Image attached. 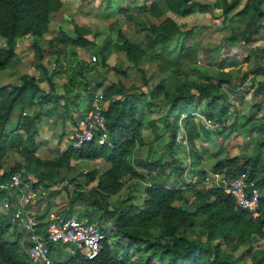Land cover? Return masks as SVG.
I'll list each match as a JSON object with an SVG mask.
<instances>
[{
	"label": "rangeland",
	"instance_id": "rangeland-1",
	"mask_svg": "<svg viewBox=\"0 0 264 264\" xmlns=\"http://www.w3.org/2000/svg\"><path fill=\"white\" fill-rule=\"evenodd\" d=\"M196 1L215 5L217 0ZM244 1L227 15L222 14L220 6H214L212 10H195L181 16L169 12L162 4L164 13L156 18L139 9L141 5L149 8L151 0H112L108 4L105 0H61V7L50 13L48 29L39 39V46L45 50L44 58L39 57L31 44L36 39L35 35L26 34L17 39L15 56L6 67L0 69V87L6 83L20 85L24 76L43 81L34 104L26 107L22 115L36 120L41 119L39 117L47 111L52 113L55 110L51 122L46 123L50 124L48 132L41 120L39 136L36 138L41 144L38 150L20 130L17 132L22 135L21 143L14 142L12 145L8 140L1 154L0 174L14 168L12 174L20 176L19 188L8 187L15 199L44 221L65 211L70 215H82L108 230L106 236L115 257L129 260L137 256V249L144 250L145 245L131 243L119 236L115 229H111L109 219L98 221L104 207L113 209L121 200L130 197L128 202L138 209L142 208L147 198L145 188L150 183H157L182 189L193 209L194 188L220 187V173L212 170V166L225 157L250 155L254 140L260 135L264 138V75L255 72L257 67L264 66V27L253 35L249 43L243 41L241 33L249 21V16L241 10ZM165 18L173 19L180 32L172 37L167 49L157 46L152 51L148 42V27ZM261 21L264 23V17ZM75 24L87 30L85 37L91 44L87 47L60 46L65 50L64 54L61 51L63 67L59 75H53L55 59L49 54L48 42L60 31L75 36ZM232 31L238 35L237 40L229 39L233 37ZM119 32L143 50L144 55L138 64L132 63L123 51L115 48L116 43L122 42ZM5 48V39L0 36V50ZM71 51L75 52V56L70 54ZM104 53L109 54L107 67L100 64ZM40 62L46 66L45 74L37 68ZM78 63L83 64L76 70L74 65ZM199 73L209 75L212 82L225 79L221 85L227 97L226 102L218 100L207 107V101L199 98L193 88L195 82L203 80ZM97 78L103 80V85L95 89ZM163 78L172 83L182 78L189 80L188 85L195 94L194 108L190 112L194 121V126L190 125V128H193L195 135L191 141L185 137L180 122L187 117L186 112L180 115L179 129L173 131L171 126L178 115L177 111L169 113L168 104L161 94L153 99L146 95L143 99L151 104L138 113L143 125L142 141L136 145L129 158L131 161L139 159L158 165L163 168L162 173H158L157 168L145 170L141 165H135L138 176L121 175L120 191L99 200L100 208L92 203L94 193L91 189L96 185L97 176L109 167L105 160H86L74 155L70 159L71 167L59 169L35 162L41 158L51 159L68 150L69 135L76 121L85 115L93 102L106 109L108 100L104 94L111 88L118 90L117 86L121 85L129 94L146 93ZM77 81L87 83V89L78 90L75 87ZM77 91H80L79 96H76ZM114 92L115 98L122 97L121 91ZM46 93L49 99L54 100L53 106L49 105L52 104L51 100L36 104L35 101H39V97ZM73 99H77L76 108L70 106ZM20 112L21 108L16 106L11 113L5 130L8 139ZM174 133L175 141L171 142ZM21 150L29 154L22 155ZM28 155L33 158L31 161L25 157ZM194 158H199V161L196 162ZM172 159L183 166L181 172L175 170L176 164L172 163ZM78 192L83 199L78 198ZM4 203L1 208L6 211ZM174 204L178 206L181 202ZM200 222L197 220L185 229L190 239L206 240ZM151 231L158 235V229L153 228ZM18 233L21 234V243L27 254L28 245L25 244L28 238L22 227L10 229L6 237L13 239ZM214 241L228 254L242 256L241 262L246 264H252L251 252L264 256V238L245 244H236L234 239L226 244L220 236ZM62 251L65 255L71 253V248L62 246ZM28 264L32 263L28 260ZM51 264L55 263L52 261Z\"/></svg>",
	"mask_w": 264,
	"mask_h": 264
},
{
	"label": "trees",
	"instance_id": "trees-1",
	"mask_svg": "<svg viewBox=\"0 0 264 264\" xmlns=\"http://www.w3.org/2000/svg\"><path fill=\"white\" fill-rule=\"evenodd\" d=\"M105 1L108 4L112 0ZM241 2L242 0H217L215 5H209L196 0H151L149 8L141 5L139 9L159 18L164 13V10L161 9L162 4L168 11L181 16L189 15L195 10L207 11L212 10L214 6H220L222 14L227 15ZM263 4L264 0H245L243 3L241 10L249 16V21L241 33L246 44L252 40L254 34L264 27V23L261 21L264 17ZM61 5V0H0V36L5 39L6 44V48L0 50V69L6 67L15 56L17 39L26 34L35 35L36 39L31 44L39 57L44 58L45 50L39 46V39L48 29L50 13L59 9ZM137 22L144 26L142 21L138 20ZM148 28L150 30L148 42L152 51L157 46L163 50L167 49L172 37L180 32L178 25L171 18H165L158 24L151 23ZM74 32L75 36H69L60 31L54 39L48 42L49 54L55 59L53 75H59L63 67L61 51L64 54L65 50L64 48L62 50L60 46L86 47L91 44L85 37L87 33L85 28L75 24ZM231 34L233 37H229V39H238L236 33L232 31ZM118 36L122 42L116 43L115 48L123 51L132 63L138 64L144 55L143 50L130 42L121 32L118 33ZM70 54L75 56L73 51ZM108 56L107 53L102 55L100 60L102 67L108 66L106 63ZM82 64H75L74 67L79 70ZM37 68H40L43 74L46 73V66L42 62L37 65ZM255 72L264 75V66L257 67ZM199 75L203 80L195 82L193 88L199 98L207 101V107H211L218 100L226 102L227 97L221 85L225 79L212 82L206 73H199ZM38 81L39 78L24 76L20 85L8 84L0 87V158L9 142L12 145L14 142L21 143L22 135L17 132L20 130L25 133L26 140L36 145L35 150L41 146L36 141L39 136L37 120L22 115L26 107L34 104L35 97L40 92ZM188 81L182 78L176 83H172L163 78L146 93L130 94L121 85H118L117 88L122 93V97L119 98L114 97V90H118L111 88L108 93L104 94V98L108 100V105L104 110L107 125V139L104 143L101 144L93 140L85 143L79 149L69 146L68 150L51 159L41 158L35 162L45 167L59 169L71 167L70 159L74 155L86 160L99 158L105 160L109 167L97 176L96 185L91 189L94 193L92 203L102 208L99 200L120 191L122 184L119 178L121 175L138 176L135 165H141L145 170L157 168L158 173L163 172V168L148 161L139 159L131 161L129 159L136 145L142 141L143 125L138 113L151 104L143 97L147 95L153 99L161 94L168 104L169 113L177 111L178 115L174 117L171 126L173 131L179 129L180 115L186 112L187 117L180 123L183 125L186 139L188 141L193 139L195 134H193V128H190V125L194 126V121L190 112L194 108L192 106L195 94L191 92ZM102 85L103 80L97 78L94 88L98 89ZM75 87L80 91L86 90L87 83L77 81ZM79 92L76 96H79ZM48 97L47 93L41 95V100L38 103H45ZM91 99L90 97V102ZM76 101L72 103L76 104ZM16 106L21 108V112L15 127L10 132L12 135L8 139V133L5 130ZM171 139V142L175 141V133L171 135ZM8 140L9 142H7ZM170 151L173 153L172 150ZM21 153L22 155L29 154L26 150H21ZM25 157L28 161L33 159L30 155ZM194 159L196 162L199 161V158ZM172 163L176 164L174 165L175 170L181 172L183 166L174 159H172ZM13 170L14 168L4 170L0 174V264H28V260L32 264H38L28 258L21 243L20 233L13 239L6 237L10 229H16L19 226L14 219V207H10L6 211L1 208L4 202L11 203L15 199L10 188L5 186ZM212 170L230 178L245 172L247 180L252 181L261 191L257 209L254 212L240 209L235 198L225 193L219 186L194 188L192 204L194 208L191 209L182 189L150 183L145 188L147 198L142 208L138 209L133 203L128 202L130 197H127L113 209L104 207L103 215L98 220L109 219L112 224L111 229H115L119 236L131 243L144 244L145 249H137L136 257L129 260L115 257L107 235L102 241L99 253L93 258L84 257L76 250L74 253H65L64 255L62 245L48 242L51 261L55 264H246L241 262L242 256L228 254L214 240L220 236L226 244H229L233 239L236 244H245L264 238V138L260 135L254 140L253 152L250 155L225 157L215 163ZM77 196L79 199L82 198L80 192L77 193ZM177 201L181 202L178 206L174 204ZM85 213L87 214V212ZM63 214L70 215L66 211ZM76 216L83 218L80 214ZM197 220H201L205 241L190 239L185 232L187 226ZM45 226V222L40 223V232L44 231ZM153 228L158 229V235L153 234L151 231ZM101 229L106 234L108 233L106 228L101 227ZM26 245H29V242ZM145 252L147 253L144 254ZM250 255L252 264H264V256H257L253 252ZM60 259L63 261L60 262Z\"/></svg>",
	"mask_w": 264,
	"mask_h": 264
},
{
	"label": "built area",
	"instance_id": "built-area-1",
	"mask_svg": "<svg viewBox=\"0 0 264 264\" xmlns=\"http://www.w3.org/2000/svg\"><path fill=\"white\" fill-rule=\"evenodd\" d=\"M104 108L96 102L80 117L69 135V146L79 149L89 141L104 143L107 136V125ZM220 187L225 193L235 198L240 209L254 212L259 204L260 191L252 181L247 180V174L242 172L235 177H227L220 173ZM6 187L21 186L20 176L11 174ZM6 210L14 207V219L26 232L28 238V258L38 264H51L48 242L71 248V253L79 251L84 257H95L106 238V233L94 222L76 215L56 213L48 220H42L26 209L16 199L4 203ZM45 222L44 231L40 232V223Z\"/></svg>",
	"mask_w": 264,
	"mask_h": 264
},
{
	"label": "crops",
	"instance_id": "crops-1",
	"mask_svg": "<svg viewBox=\"0 0 264 264\" xmlns=\"http://www.w3.org/2000/svg\"><path fill=\"white\" fill-rule=\"evenodd\" d=\"M170 12V11H169ZM172 13V12H171ZM161 22V21H160ZM156 24H158V23H156ZM87 47V46H86ZM17 49V48H16ZM18 50V49H17ZM17 50H16V53H17ZM109 57V56H108ZM108 59V58H107ZM38 79V78H37ZM43 83V81H41V80H39L38 81V85L40 86V90L42 89V86H41V84ZM8 84H10V83H6L5 85H8ZM79 91H77V93H78ZM39 100H41V96L39 97ZM49 100H51V99H49V97L46 99V102L47 101H49ZM54 100H51V103L52 104H49L50 106H53V102ZM73 101H76L75 99H73L72 101H71V103H70V106H72L73 108H76L77 107V101H76V104H74V103H72ZM35 103L37 104L38 103V100L37 101H35ZM25 110V109H24ZM53 112H55V110L54 111H52V113H51V111H47L45 114H42L41 115V117H39V118H41V119H36L37 120V122H38V126H39V129H40V125H41V120L42 121H44L43 123L46 125V131L48 132V127H49V125L48 124H46V123H48V122H51V120H50V118L51 117H53V115H55V113H53ZM24 113V112H23ZM54 134V133H53Z\"/></svg>",
	"mask_w": 264,
	"mask_h": 264
}]
</instances>
